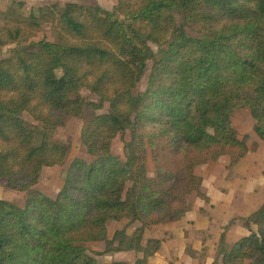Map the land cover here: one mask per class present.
<instances>
[{
    "label": "trees",
    "instance_id": "obj_1",
    "mask_svg": "<svg viewBox=\"0 0 264 264\" xmlns=\"http://www.w3.org/2000/svg\"><path fill=\"white\" fill-rule=\"evenodd\" d=\"M192 23L199 35L189 34ZM47 24L55 39H33ZM6 48L0 184L26 197H0V264H129L97 257L122 251L146 264L162 244L144 243L146 229L182 219L195 192L208 199L197 166L247 155L233 113L250 108L264 140V0H119L112 9L73 1L28 9L13 0L0 9V53ZM89 110L99 112L81 133L88 158L71 161L51 197L36 188L43 168L70 153L54 132ZM127 131L122 158L113 140ZM125 219L141 225L111 235L109 223ZM247 221L258 230L233 243L222 232L223 264H264V202ZM99 241L105 249L89 252L86 243Z\"/></svg>",
    "mask_w": 264,
    "mask_h": 264
},
{
    "label": "rangeland",
    "instance_id": "obj_2",
    "mask_svg": "<svg viewBox=\"0 0 264 264\" xmlns=\"http://www.w3.org/2000/svg\"><path fill=\"white\" fill-rule=\"evenodd\" d=\"M13 0H0V9L5 10ZM26 1V6L29 9L32 6L43 5L47 3L58 2L64 5L68 1L78 2L85 5H100L107 9L119 2V0H23ZM135 1V0H134ZM201 25L194 24L188 27V32L191 35H199L198 30ZM47 38L54 40L55 35L51 25H44L37 35L33 38L40 40ZM8 48L4 52L0 53V59L5 57ZM152 62H149L148 68L139 83L137 91L145 90L149 74L151 71ZM82 94L89 100H99V96L92 93L88 89H83ZM99 111H86L85 117H70L64 126L57 128L54 132L56 139L67 143L70 147V153L68 158L61 164L53 167H44L39 183L36 188L43 193L55 197L62 187L65 170L69 167L71 161L76 157H86L85 148L82 143L81 133L88 117ZM25 119L31 124H38L30 114L25 113ZM232 122L241 138L248 135L247 144L249 151L247 155L243 157H236L234 155H224L217 161L202 164L197 166L196 173L203 178V185L201 192L208 197L205 199L198 193H193L189 198L190 207L194 211L203 213L207 210L204 207L209 208L206 216H209L211 221V227L209 232L205 230H194V233L187 230L188 235L196 234L195 239L203 238L205 235L206 241L210 240L212 245L213 239L217 237L220 229H225L227 235V241L230 243L235 242L240 237L249 234L251 231L258 230V226L252 222L247 221L248 215L251 214L256 208H258L264 202V140L254 130L256 123L250 108H242L236 110L232 115ZM131 133L127 131L125 134H119L113 140L112 150L113 152L124 158V142L130 139ZM155 164L151 157L149 158V173L154 174ZM0 197L16 202H22L25 200L26 192H20L8 188L5 184H0ZM203 209V210H200ZM169 223V222H168ZM111 227V235L116 229H121L128 226V232L133 233L137 227L141 224L139 222L130 223L129 220L112 221L109 223ZM202 232L199 234V232ZM163 234V226H151L146 229L144 236V243L155 235ZM204 239V238H203ZM89 252L95 253L103 251L105 249V242H89L86 243ZM206 252L203 250L199 252V264H201L203 256ZM102 262H111L115 260H123L129 264H135L137 258L142 257L141 253L131 251L129 254H116L109 253L105 255L97 256ZM217 260V259H216ZM170 264H175L171 261Z\"/></svg>",
    "mask_w": 264,
    "mask_h": 264
},
{
    "label": "crops",
    "instance_id": "obj_3",
    "mask_svg": "<svg viewBox=\"0 0 264 264\" xmlns=\"http://www.w3.org/2000/svg\"><path fill=\"white\" fill-rule=\"evenodd\" d=\"M258 208H256L254 211H256ZM204 209L207 211L210 210L207 207H204ZM207 211H203L202 213L197 210L194 211L190 207L189 211L182 219L169 221V223L166 222L154 225L163 226V234H157L152 237L161 239L162 244L159 251L151 256L146 264H170L171 261H173L175 264H199V252L203 250L206 252V254H203L204 258L202 259L201 264H223L221 258H218L217 247L221 234L223 231H225V229H220L219 233L216 235L217 237L213 239L214 243L212 245H210V240L206 241L205 235L203 236L204 239H195L194 236L198 233H191L188 235V233L193 232L194 230H205L206 232H209L211 221L209 220V216H206ZM187 230H189L188 233ZM197 231H194V233ZM201 231L199 234L202 233ZM130 252L131 251H122L114 253H125L127 255ZM124 259L125 257L123 260L117 261H125Z\"/></svg>",
    "mask_w": 264,
    "mask_h": 264
}]
</instances>
